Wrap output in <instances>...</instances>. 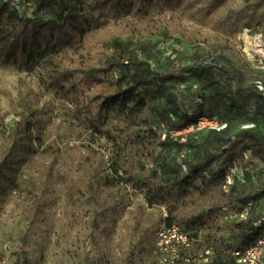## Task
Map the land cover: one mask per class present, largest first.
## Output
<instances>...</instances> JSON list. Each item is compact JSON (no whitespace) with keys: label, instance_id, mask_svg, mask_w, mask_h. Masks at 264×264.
I'll return each instance as SVG.
<instances>
[{"label":"trees","instance_id":"obj_1","mask_svg":"<svg viewBox=\"0 0 264 264\" xmlns=\"http://www.w3.org/2000/svg\"><path fill=\"white\" fill-rule=\"evenodd\" d=\"M224 0H6L0 2V65L30 70L40 67L45 89L64 101L66 115L99 134L124 136L128 142L159 148L150 154L152 171L143 177L145 197L150 204L169 207L198 193L215 201L220 208L238 207L240 212L257 196L235 195L237 182L228 192L221 185L233 167L264 162V130L258 111L264 108V92L256 81L246 84L231 61L222 57L177 65L165 71L153 69L147 58L130 49V42L114 39L107 42V32L122 27H137L151 11L195 9L203 19L202 8L212 10ZM202 6V7H200ZM30 9V11H29ZM138 24V25H137ZM119 27V28H117ZM121 33V32H120ZM93 35V36H92ZM95 37L93 40L92 38ZM189 80L195 88L180 89ZM255 113L242 119L246 110ZM204 116L226 126L220 130L189 132L185 141L160 140L158 128L181 130ZM113 121L111 127H107ZM252 121V122H249ZM41 125L42 119L36 118ZM29 121L18 123L11 135V145L0 156V209L16 184L25 154L33 148ZM252 124L251 127L243 125ZM118 138V137H116ZM192 151L197 159H187ZM186 165L185 172L181 164ZM74 178L61 177L67 194H76L88 206L90 225L87 236L94 241L102 227V217L115 206L106 200L103 185L94 181L83 161L73 167ZM198 181V184H194ZM53 183L51 169L40 179L36 202L47 194ZM212 211H202L181 219L186 231L210 219ZM257 218L241 221L244 247L258 232ZM171 222L170 218L166 219ZM246 235V236H245ZM211 264H233L229 241ZM22 264H27L25 241L21 243ZM88 264H94L90 259Z\"/></svg>","mask_w":264,"mask_h":264},{"label":"rangeland","instance_id":"obj_2","mask_svg":"<svg viewBox=\"0 0 264 264\" xmlns=\"http://www.w3.org/2000/svg\"><path fill=\"white\" fill-rule=\"evenodd\" d=\"M194 11L177 7L143 16L130 14L128 18L140 20L139 25L122 27V21L119 31L111 29L105 40L130 42V49L158 71L222 57L241 70L246 84L261 80L264 87L263 47L255 45H264V0H224L215 9L202 8L203 19ZM259 34L261 41L251 39ZM189 87H196L193 80L180 89ZM65 107L58 95L45 89L40 67L25 70L0 65V156L11 145L18 123L29 121L33 146L0 209V264H22L23 241L27 264H88L90 259L94 264H156L153 244L158 225L167 218L179 223L208 210L212 211L210 219L188 229L200 236L193 247L195 253L210 248L213 259L229 241L236 248L244 241V233L252 235V230L243 233L240 222L264 215V169L257 164H249L244 157L248 164L237 169L244 182H237L235 195L257 196L246 219L239 218L238 207L220 208L195 192L169 207L150 204L143 177L152 171L150 154L159 148L130 143L124 136L99 134L68 117ZM244 113L242 119L255 110ZM255 114L264 130V108ZM37 117L41 125L35 122ZM200 155L189 151L186 158ZM79 161L103 185L106 200L116 207L102 217L94 241L87 236L88 206L78 195L67 194L61 178H74L73 167ZM50 169L53 183L48 200L37 203L40 179Z\"/></svg>","mask_w":264,"mask_h":264},{"label":"built area","instance_id":"obj_3","mask_svg":"<svg viewBox=\"0 0 264 264\" xmlns=\"http://www.w3.org/2000/svg\"><path fill=\"white\" fill-rule=\"evenodd\" d=\"M1 1L3 0H0V2ZM13 1L17 2V0ZM251 39L253 41L256 39L260 40V34L257 35V37H251ZM255 45L263 47L260 49V53L264 62V45H260L259 43H256ZM255 83L257 89L260 92H264L263 84L259 81H256ZM225 126V123H220L214 118L201 116L197 118L194 123L177 131L170 130L165 125H161L158 128V133L160 140L172 138L183 142L189 132L207 129L220 130ZM251 126L252 124L243 125V127ZM244 157L246 160L249 159L248 154H245ZM254 163H256L259 168L264 169V162L254 160ZM181 168L186 170V165L182 163ZM237 169L242 168L233 167L225 176L221 185L223 192H228L235 182H244V177L237 174ZM249 209L250 205L247 204V206L238 212L239 218L246 219V217H248ZM253 225L258 227L259 230L248 244L244 247L233 248L230 250L229 253L233 258V264H264V215L260 216L255 222H253ZM199 238V235L189 233L180 224L163 220L154 232L153 253L157 257L156 264H198L199 262H202L203 264H211L213 260L212 249L206 248L200 254L193 251L194 245L200 242Z\"/></svg>","mask_w":264,"mask_h":264}]
</instances>
